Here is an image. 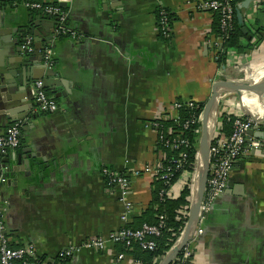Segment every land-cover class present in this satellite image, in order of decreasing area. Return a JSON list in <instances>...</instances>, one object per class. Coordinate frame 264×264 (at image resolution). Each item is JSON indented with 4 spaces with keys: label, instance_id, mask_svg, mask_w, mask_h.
Returning <instances> with one entry per match:
<instances>
[{
    "label": "crops",
    "instance_id": "obj_1",
    "mask_svg": "<svg viewBox=\"0 0 264 264\" xmlns=\"http://www.w3.org/2000/svg\"><path fill=\"white\" fill-rule=\"evenodd\" d=\"M23 1L0 0V132L22 125L20 147L0 152V161L9 158V176L0 178L1 217L13 247L31 246L53 260L71 245L135 223L151 205L152 170L131 178L128 209L102 169L125 172L161 161L152 121L179 100L208 101L218 79L264 81V0L239 3L248 47L224 66L215 61L214 13L199 8L207 0H39L63 3L75 34L33 25V47L41 49L29 56L22 26L40 23L44 13ZM160 7L175 15L170 41L159 35ZM46 49L53 51L54 76ZM47 79L58 83L46 88L59 104L52 113L34 97L35 82ZM228 185L191 244L190 264H264V151L246 152ZM119 244L83 248L67 264H137ZM121 253L127 256L118 260Z\"/></svg>",
    "mask_w": 264,
    "mask_h": 264
},
{
    "label": "built area",
    "instance_id": "obj_2",
    "mask_svg": "<svg viewBox=\"0 0 264 264\" xmlns=\"http://www.w3.org/2000/svg\"><path fill=\"white\" fill-rule=\"evenodd\" d=\"M233 1L234 0H207L201 4L199 8L207 9L212 12H221L223 15L222 25L225 30H230L235 18V9L239 5L233 4ZM22 5L32 11L41 12L46 15H53L59 22V35L67 33L74 36L75 33L70 30L67 25L69 12L67 10H63L59 3L49 4L42 1L25 0L22 2ZM165 14V11L162 10L161 25L166 36L169 37L172 31L169 27ZM213 44L216 46L219 44V41L216 40ZM23 48L29 50L30 52L34 51L33 40L31 37L26 38ZM44 53L46 63L51 65L53 53L52 49H46ZM236 54L237 53L235 52L230 53L229 58H235L234 56ZM230 79L244 81L249 78ZM34 97L42 112L52 113L57 111L59 108V104L54 97L50 96L46 91L43 80L35 82ZM186 103L190 106H194L193 101H186ZM180 107L181 103L178 101L175 102L171 111L173 117H177L178 114L174 115L173 113L178 112ZM202 118L203 113L199 115L198 122L201 123ZM225 120H233L232 130L229 135L226 134L223 129ZM150 126L158 130V119L152 121ZM250 130L264 131V115L256 118L247 116L243 113L241 103L235 93L221 94L219 97L217 129L211 148L210 175L200 208L198 227L194 238L183 248L174 264H190L193 253L191 244L193 242H197V240L204 234V225L211 211L212 205L216 199L225 193L237 161L249 150L264 151V138L249 135ZM21 137L22 125L20 123H14L8 126L4 131L0 132V152L6 153L8 151L18 149L21 145ZM180 142L185 143L183 140ZM197 161L198 154L194 169L192 171H185L180 176L179 180L171 185L168 190H163L161 195L175 198L180 194L185 185H191L190 187L193 193V182L191 183L190 180L192 179L194 181L198 173ZM178 167H181L180 163L178 164ZM151 170L157 177H159V179L163 180L165 183H170V177L173 175V169L171 166L165 167L161 161L156 162L152 166L148 165L143 168L139 167L135 169H128V171L125 172H119L111 168H103L102 174L110 185H115L121 188L120 198L125 201L126 207L130 209L131 203L127 201L126 197L128 195L131 178ZM1 205L2 204L0 203V264H67V261L72 257L77 256L83 248L104 249L108 241L123 242L126 247H131L132 244L138 242L142 248L154 251L157 249V243L152 237L159 236L161 233L159 227L148 224H144L142 228L139 229L124 227L115 233L109 234L107 238L91 237L87 239L82 246L71 245L62 250L53 260H47L45 258L38 259V255L35 253V249L33 247H13L11 245L6 233V224L1 217ZM124 219H126V217H124ZM187 222L188 219L175 244H177L182 237ZM126 256L127 255L121 253L118 255L117 259L123 260ZM136 263L140 264L139 262Z\"/></svg>",
    "mask_w": 264,
    "mask_h": 264
},
{
    "label": "trees",
    "instance_id": "obj_3",
    "mask_svg": "<svg viewBox=\"0 0 264 264\" xmlns=\"http://www.w3.org/2000/svg\"><path fill=\"white\" fill-rule=\"evenodd\" d=\"M242 1L244 0H234L233 4L237 5ZM59 5L63 10H66L61 4ZM237 9L238 7L235 9V18L230 30H225L222 25V13L213 11L214 21L212 24V34L219 41V44L214 47L215 61L219 66L227 64L230 53H243L248 47L242 42L243 38L247 37L239 25ZM162 10L166 13L165 16L171 31L175 21V15L165 7H160L157 10L160 38L165 41H170L172 32L167 37L161 25ZM257 33L254 35H257ZM259 33L264 34L263 31ZM68 35L70 34H61V36ZM178 102L181 103V107L178 109L177 117H173L171 113H168L158 119V148L162 150L164 155L161 163L165 167L171 166L173 169L170 183H165L156 176L153 184V201L151 205H149L140 219L137 218L139 221L136 219L137 221L135 220V223H128L125 226L126 228L132 229L142 228L144 224L159 227L161 231L160 235L152 237L157 243V249L154 251L144 249L138 242L132 244L131 247H126L123 242L119 244L120 250L130 254L140 264H158V261L174 246L188 219L191 204L190 196L192 194L191 185H185L180 194L175 198L162 196L161 193L176 183L185 171H192L195 167L199 148V131L201 130V123L198 122V118L203 113L206 102L193 101L194 106H190L183 100H179ZM232 123L233 120H225L224 122L223 129L228 135L231 133ZM182 140L185 143H181L180 141ZM179 163L181 167H178ZM37 258L44 259L43 256H38Z\"/></svg>",
    "mask_w": 264,
    "mask_h": 264
},
{
    "label": "water",
    "instance_id": "obj_4",
    "mask_svg": "<svg viewBox=\"0 0 264 264\" xmlns=\"http://www.w3.org/2000/svg\"><path fill=\"white\" fill-rule=\"evenodd\" d=\"M63 4V3H60ZM42 20L40 23L33 22V24H30L29 26L26 24L22 26V31L20 33L21 38H28L30 36L32 38L33 34L37 35V30L33 29V25L39 30L42 31L45 29L48 32H51L55 27L58 28L59 22L56 17L53 15L46 16L45 14L42 15ZM237 18L239 25L242 27L243 33H247V29L244 28V19L241 12L237 9ZM16 21H19L17 19ZM52 29V30H51ZM28 35V36H27ZM50 39V37L48 38ZM23 42V40H21ZM4 41H1V44ZM39 42V41H38ZM22 49V47H21ZM41 49V46L39 43L35 45L34 51L30 52L29 50H24V55H37L39 53V50ZM34 53V54H33ZM48 74L54 76L55 72L54 68L52 66H48ZM58 84L55 79L50 80L47 79L44 81L45 88H49L51 85ZM232 92L236 93L238 96L242 111L245 115L256 118L260 117L262 115H257L255 113H252L249 111L243 101V97L246 94L247 91H253L257 95H263L264 94V81L259 83L258 85L255 84L252 80H235V79H218L215 81L213 88H212V94L208 101L205 103V107L203 110V118L201 122V131L199 135V148H198V161H197V170L198 173L194 179L193 182V195H192V201L190 204L189 209V217L187 225L184 229V232L182 234V237L180 238L179 242L175 244L166 254L165 256L159 261L158 264H174L176 258L179 256L181 251L187 244L194 238L198 223H199V217H200V208L201 204L204 199V194L206 191L209 175H210V163H211V148L214 141V136L217 129V121H218V113H219V97L220 93L222 92ZM249 135L264 138V131H254L250 130ZM15 151V150H13ZM255 151V150H254ZM9 162V158L2 159L0 161V178L6 179L8 174V169L6 167V164ZM229 186V185H228ZM228 189V187H227ZM226 189V191H227ZM225 191V192H226Z\"/></svg>",
    "mask_w": 264,
    "mask_h": 264
},
{
    "label": "bare ground",
    "instance_id": "obj_5",
    "mask_svg": "<svg viewBox=\"0 0 264 264\" xmlns=\"http://www.w3.org/2000/svg\"><path fill=\"white\" fill-rule=\"evenodd\" d=\"M245 107L257 115H264V94L263 95H254L248 96L247 94L243 97ZM261 108H257L258 106Z\"/></svg>",
    "mask_w": 264,
    "mask_h": 264
},
{
    "label": "rangeland",
    "instance_id": "obj_6",
    "mask_svg": "<svg viewBox=\"0 0 264 264\" xmlns=\"http://www.w3.org/2000/svg\"><path fill=\"white\" fill-rule=\"evenodd\" d=\"M250 96V95H249ZM254 96V95H253ZM240 101V100H239Z\"/></svg>",
    "mask_w": 264,
    "mask_h": 264
},
{
    "label": "flooded vegetation",
    "instance_id": "obj_7",
    "mask_svg": "<svg viewBox=\"0 0 264 264\" xmlns=\"http://www.w3.org/2000/svg\"><path fill=\"white\" fill-rule=\"evenodd\" d=\"M33 39V38H32Z\"/></svg>",
    "mask_w": 264,
    "mask_h": 264
}]
</instances>
